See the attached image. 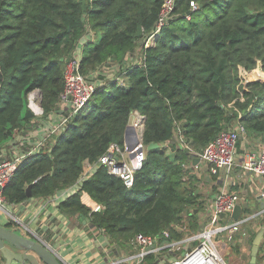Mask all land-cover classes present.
Returning a JSON list of instances; mask_svg holds the SVG:
<instances>
[{
  "label": "trees",
  "instance_id": "1",
  "mask_svg": "<svg viewBox=\"0 0 264 264\" xmlns=\"http://www.w3.org/2000/svg\"><path fill=\"white\" fill-rule=\"evenodd\" d=\"M167 1L0 0V150L30 120L31 91L39 90L43 113L58 109L65 66L90 29L81 73L116 64L124 78L96 85L53 142L22 159L4 187L7 203L26 201L28 185L32 197L53 195L76 183L88 161L95 168L59 202L66 216L103 228L119 246L182 218L191 231L199 227L202 193L185 167L192 152L237 122L246 138L264 140V81L247 79L258 64L264 71V0H171L163 17ZM134 110L145 116L142 142L159 146L146 150L128 186L98 159L110 144L123 145ZM178 129L193 151L173 142ZM83 192L101 208L83 203ZM257 225L264 213L242 225L250 242Z\"/></svg>",
  "mask_w": 264,
  "mask_h": 264
},
{
  "label": "built area",
  "instance_id": "2",
  "mask_svg": "<svg viewBox=\"0 0 264 264\" xmlns=\"http://www.w3.org/2000/svg\"><path fill=\"white\" fill-rule=\"evenodd\" d=\"M171 6L172 1L168 0L163 10V17L171 9ZM86 39L88 38L85 37ZM84 41H80L79 44H84ZM95 88L94 82L81 73L80 59L74 56L65 66L64 88L59 95L57 111L60 110L59 106L68 105L63 108V112L68 111L67 114L70 116L89 100ZM33 91L29 93V96L34 94ZM135 112L136 115L132 117L133 132L130 133V142L139 140L133 151L139 147H142V151L130 157L125 142L123 145L112 143L98 159V163L105 165L110 173L123 178L128 186L132 184L133 172L141 166L147 150L140 137L144 126L143 115L137 110ZM242 135H246V127L240 122H237L233 127L223 129L215 139L205 145L202 151L192 152L191 162L185 164V167L189 166L194 170L202 162L211 174L220 175L222 171L234 164L237 142ZM175 140L182 142V145L188 150L193 151L179 129L174 133L173 142ZM21 149L20 145H15L11 147L12 154L10 156L0 159V208L2 209L6 201L3 194L5 185L10 181L22 159L33 152V150ZM193 157H197L196 163L193 162ZM92 165L94 169L96 163ZM242 167L244 170L264 178V140L259 141L256 151L245 155ZM90 172L84 164L83 171L76 183L79 185L80 180ZM68 187L55 193H59L57 200H62L75 190L68 191ZM249 201L250 198L242 197L236 191L218 189L212 195L210 207L206 209L205 222L203 220L199 223L198 230L188 231L186 218H182L171 222L168 228L159 233L151 235L137 233L132 239L134 253L112 254L107 252L105 260L100 264H143L145 258L151 254L155 257L154 259H158L156 264H229L225 256L230 246L235 242L237 234L247 235V231L242 229L244 222L256 214L264 213V208L259 211L251 210L250 213L245 212ZM236 204H240L241 211L238 218L234 219L232 211ZM99 207L100 205L96 204L93 209H100ZM101 231L105 233L104 229ZM173 231L181 232V236L174 237ZM261 253H264V248L261 249Z\"/></svg>",
  "mask_w": 264,
  "mask_h": 264
},
{
  "label": "crops",
  "instance_id": "3",
  "mask_svg": "<svg viewBox=\"0 0 264 264\" xmlns=\"http://www.w3.org/2000/svg\"><path fill=\"white\" fill-rule=\"evenodd\" d=\"M51 114L49 113L48 116ZM135 115L136 112L134 110L131 113V118ZM240 141L241 145L237 146L234 164L222 171L220 175H211L206 165L202 162L197 165L198 167L194 169L200 181L197 189L200 193L209 191L207 195L213 193L215 189L222 188L236 191L242 197L247 196V198H250L249 203L253 204L252 207H254V199H256L259 209L263 210L260 206V201L256 198V194L263 191L264 178L257 176V174L251 171H246L242 167L245 155L258 149L259 139L254 143L241 137ZM254 145L255 149L251 150L250 148ZM84 164L86 169L89 171L93 170L91 163L85 161ZM71 187L72 190L77 189L78 184L75 183ZM58 196L59 193H54L52 196L31 197L22 203L14 204L15 208H18L19 211L16 214L17 217L13 219L17 220L19 218L18 220L22 223L27 221L26 226L33 232L39 227L41 229L42 240L50 245L66 264H100L105 260L107 252L112 254L124 252V246H121L123 248H119V245L116 242H111L107 234L103 233L101 229L89 226L88 220L85 218L66 216L61 212L57 204L61 200H57ZM203 199L208 202L207 205L204 202L202 203V208L204 207L206 210L210 207L211 202L205 197ZM81 200L92 209L96 205V202L86 192L82 193ZM5 213L10 218V214ZM246 231L247 235L237 234L235 242L231 245L233 249L240 250L238 257L234 256L233 259H246L248 241L250 242L251 236V233L248 230ZM261 241L264 247V236ZM229 258L232 259L231 256ZM257 260H264V253H261V249L257 253ZM0 264H2L1 261Z\"/></svg>",
  "mask_w": 264,
  "mask_h": 264
},
{
  "label": "rangeland",
  "instance_id": "4",
  "mask_svg": "<svg viewBox=\"0 0 264 264\" xmlns=\"http://www.w3.org/2000/svg\"><path fill=\"white\" fill-rule=\"evenodd\" d=\"M93 31H94L93 29H90V31L86 34L85 37L88 38V39H93V37H94ZM85 37H82L80 40L84 41ZM150 39H152V38L149 37V40ZM83 45H84L83 43L82 44L78 43V47H76V52L74 54H75V56L78 59H80V56H81L80 53L82 51V46ZM117 70H118V68H117L116 64L111 65L109 68L101 66L100 69L99 68L98 69H96V68L90 69L88 71L89 74L87 76L89 78H93V82H94L95 85L102 84V83L106 82L107 80H109L111 77H116L119 80H123L124 79L123 76H119L116 73ZM83 75L85 76V74H83ZM100 75H102L104 78H100ZM247 76H248L247 79H250V80L256 78V76H252L251 73L249 75H247ZM33 92H34V94H32V95H30L28 97L29 98L28 108L30 109V112H32L33 114L30 117H28L30 120L26 124L25 128L23 130L16 131L14 133L12 139L4 146V148H2L0 150V159H4V158H7L8 156H10V154H12L11 147H13L15 145H17V146L20 145L22 147L21 150H33V151L38 150L40 148V146L41 147L42 146H46L47 147L48 146L47 143L49 144V142L50 143L53 142L52 141L53 140V136L55 134L63 131L65 129V127H66V122L69 120L70 116L67 114L68 111L65 112V113L63 112V108L66 107V106L68 107V105L59 106V109H60L59 112L57 111L58 109L57 110H53V111L50 112L52 114L48 116L45 113H43L42 106L40 104V96H41V94H40L39 90L36 89ZM39 105L41 107V110H39V108H40ZM131 123H132V118H130V120H129V124H131ZM240 138L238 139V141H240ZM242 138L249 139V138H246V136H244V135H242ZM249 141L256 143L255 140H250L249 139ZM250 149L254 150L255 149V145L253 147H251ZM238 150H242V149H238ZM200 151H202V150H200ZM166 152L170 153V148L169 147L166 149ZM188 168H189L190 172H193V174L196 175V178L194 179V181H192V183H194V185L198 188V185H199L198 183H200V181L197 178V172L194 171L193 169H191L189 166H188ZM186 169H187V167H186ZM190 175L191 174L186 173V175H185L186 179H188V177ZM257 176H259V175H257ZM72 185H70V186H72ZM70 186L68 187V191L72 190L71 189L72 187H70ZM208 192L209 191L202 192L204 194H200L201 197L199 198L202 202H204L205 205H207L208 202H207V200L205 201L203 199V197H205L206 199H209L210 202H211L212 201V195L215 193V191H213V193L207 195ZM31 197L32 196H30L28 199H30ZM252 200H253V198H252ZM20 203H22V202H20ZM14 204H18V203L10 204V203H7L6 201L4 202V206H3L4 210L2 208H0V224L6 223L10 219L11 224L16 229L20 230V232H23V233L27 234V232H28V231L26 232V229H28V226H26L27 225L26 224L27 221L22 223L21 221L18 220L19 218L17 220L13 219V218L17 217L16 214L19 211L18 208H15ZM57 204L59 205V202H57ZM249 204L250 205H248V206L251 209L253 204H251V203H249ZM210 205H211V203H210ZM99 208H101V205H100ZM256 210H258V206L254 205L253 211H256ZM5 212L10 214V218L8 217V215ZM205 213H206L205 208L204 207L201 208L200 211H199V217H200L199 221H200V223H201V221L204 220ZM15 222H16V225H15ZM204 222H205V220H204ZM186 224H187L186 225L187 230L191 231L189 229L191 227H189L190 225L188 224V221L186 222ZM89 226H92V225L89 224ZM253 228H255L253 230L256 233L261 227L258 228V225H257V226H254ZM98 229H103V228H98ZM197 230H198V228H197ZM33 233L41 238V229L39 227ZM46 235H48V234H46ZM97 236L99 238H101L99 235H97ZM49 238H50V234H49ZM133 238H131V240L128 241L127 244H129V245H127V244L124 245V252L120 253V254H124V253L131 254V253L135 252V249L131 248V246L133 247V245H132V239ZM90 241H92V240H90ZM92 244H93V242H92ZM250 245H251V242L248 241L247 254L245 256L246 259H239V258L238 259H233L234 256L238 257V253H239L240 250L237 251V250L233 249L232 246H230V248L228 249V251L226 253V256H225V259L227 260V262L229 264H248V262H249L248 258H250ZM262 247H263V242L261 241L260 246H259V250L262 249ZM119 248H123V247L119 246ZM230 256H231L232 259L229 258ZM154 258L155 257L153 256V259ZM157 260L158 259H154L152 262H148V261L146 262V260H145L143 264H147V263L156 264ZM261 261H263V260H261Z\"/></svg>",
  "mask_w": 264,
  "mask_h": 264
},
{
  "label": "water",
  "instance_id": "5",
  "mask_svg": "<svg viewBox=\"0 0 264 264\" xmlns=\"http://www.w3.org/2000/svg\"><path fill=\"white\" fill-rule=\"evenodd\" d=\"M253 71L258 74L254 79L261 78L260 80L264 81V71L261 69L260 64H258ZM32 114L30 109L27 108L26 115L30 117ZM142 119L145 120L144 115ZM131 132H133V127L131 124H128L124 134V142L127 145L129 156L133 157L135 154L142 151V147L133 151V148L137 145L139 140L130 142ZM140 137H143V128ZM158 146V143L151 142L146 145V149ZM193 162H197V157H193ZM30 187L31 185H28L26 189L28 197L31 196ZM256 198L260 201V206L264 208V187L262 192L256 194ZM240 211V204H236L232 211V217L237 219L240 215ZM26 232L27 234L16 229L11 224L10 219L6 223L0 224V259H3V264H66L52 247L35 235L33 231L26 229ZM263 236L264 226L255 233L252 239L248 264H264V260H257V253Z\"/></svg>",
  "mask_w": 264,
  "mask_h": 264
},
{
  "label": "bare ground",
  "instance_id": "6",
  "mask_svg": "<svg viewBox=\"0 0 264 264\" xmlns=\"http://www.w3.org/2000/svg\"><path fill=\"white\" fill-rule=\"evenodd\" d=\"M252 75H253V76H257L258 74H257L255 71H253V72H252Z\"/></svg>",
  "mask_w": 264,
  "mask_h": 264
},
{
  "label": "flooded vegetation",
  "instance_id": "7",
  "mask_svg": "<svg viewBox=\"0 0 264 264\" xmlns=\"http://www.w3.org/2000/svg\"><path fill=\"white\" fill-rule=\"evenodd\" d=\"M1 260V262L3 263V259H0Z\"/></svg>",
  "mask_w": 264,
  "mask_h": 264
}]
</instances>
